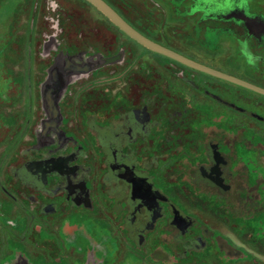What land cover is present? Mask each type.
<instances>
[{
    "label": "rangeland",
    "instance_id": "obj_1",
    "mask_svg": "<svg viewBox=\"0 0 264 264\" xmlns=\"http://www.w3.org/2000/svg\"><path fill=\"white\" fill-rule=\"evenodd\" d=\"M105 1L153 41L264 87V1L252 16L224 0ZM178 75L263 98L233 100L264 117V95L147 49L86 0H0V264H264V124L220 106L209 120ZM140 99L187 113L155 103L147 117ZM212 143L224 157L209 165Z\"/></svg>",
    "mask_w": 264,
    "mask_h": 264
},
{
    "label": "flooded vegetation",
    "instance_id": "obj_2",
    "mask_svg": "<svg viewBox=\"0 0 264 264\" xmlns=\"http://www.w3.org/2000/svg\"><path fill=\"white\" fill-rule=\"evenodd\" d=\"M255 1L256 0H252V2H251V0H224V5L229 10H233V9L234 10H238V8L240 6L242 8L243 12L246 14V16H252V13L250 14V12H249V9H251L250 3H252L254 5L256 3ZM260 1H264V0H260ZM263 9L264 8H262V5H261V7L258 9V13H253V16H256L257 14H260L262 11H263L262 13L264 14V10ZM249 27H250L249 29H251L252 31L256 30V27L254 25H249ZM258 35L261 36L260 43L264 42V32H261V33L259 32ZM123 49L124 48L122 47L120 49V51H123V52L119 53V60L121 61L119 63H121V64H122V61L125 58V56H124L125 55V52H124L125 50H123ZM179 53H181V52H179ZM170 60H172V59H170ZM172 61H174V60H172ZM174 62H176V61H174ZM176 63H178V62H176ZM117 64L118 63H116V62L114 63V65H117ZM99 65L100 66H98L95 70L102 69L103 67L107 66V64H104V65L103 64H99ZM181 65H183V64H181ZM183 66H185V65H183ZM185 67H187V66H185ZM187 68H189V67H187ZM95 70H93V71H95ZM73 71H78V70H73ZM195 71H197V70H195ZM197 72H200V71H197ZM200 73H203V72H200ZM203 74H205V73H203ZM140 75L141 76H139L138 73H134V74L131 75L133 78H135L134 80H136V81L139 78H141L140 81H138V82L139 83L141 82L142 84H139L138 82H137V84H133V82L131 81L133 86H134L135 91H139V89L142 91L143 88H145L147 90V93H150L151 92V89H150L151 88V84L154 82L152 79H148V78H151V75H143V74H140ZM206 75H208V74H206ZM208 76H210V75H208ZM178 77H179L178 79H175L174 81H172V85L175 84L174 85L175 87L181 88V90H185L186 92L190 91V92L196 93V92H200L201 91L203 93V95L205 96V98H208V99H201V100L205 101L206 103H209V105H210L209 113L211 115L209 117V120H211V121L214 120L215 121L217 119L216 110L220 106V107L226 108L227 110L234 111L237 114L243 116L244 118H246V122L257 121L259 123H263L264 124V117L261 116V114L254 113L253 111H250V110L246 109L245 107L239 105L238 103H236L233 100V99H241V100H247L248 101L249 99H263V98H257L255 96H246V95L242 96L238 92H236V93H238L239 95H235L236 97H233L234 90L232 88H225L224 86L219 85L217 81L206 80L203 83H201V82L197 83V82L192 81V80H186L185 77H181L179 75H178ZM211 77H213V76H211ZM144 78L145 79L147 78L146 80L149 81V83H151V84L148 83L147 85H145L144 81H143V80H145ZM146 80H145V82H147ZM60 82L62 83V81H60ZM164 84H166V83H164ZM170 85H171L170 82H168L167 86L170 87ZM201 87H202V90L200 89ZM93 93H94V91H93ZM191 99H195V98H191ZM170 100H172V99H169V100L168 99H166V100L165 99H158V100L157 99H152V101H149V99H140L138 104H137V107L144 109L145 112H146L147 117L151 116L152 108H150V106L151 105L153 106L155 103H156V105L157 104L159 105L158 107H167L169 112H170V110L171 111L173 110L172 113L174 115H177L178 117H181L182 115L187 113L186 109H185V111L182 110V106H181L180 102L178 103V102L170 101ZM102 102H105L104 99H102ZM201 102L200 101L199 102L195 101L196 104H200ZM258 104H259L258 105L259 108L262 109L264 107V101H260ZM183 107H184V105H183ZM213 111H214V113H213ZM130 113H131V115H133L131 120L132 119L136 120V118L138 117V114L136 112L134 113V111L132 109H131ZM100 128L101 127H98V129H100ZM243 132L245 134L247 133L248 135L250 134L249 128H247V127H243ZM210 145L212 146V148L210 149V152H209L210 154H207V157H206V158L210 157L209 160L207 159V161H208L207 163L209 165H210V162H211V164L213 162H214V164H216L219 159H222L224 157V150H222L221 148L219 149L217 147L216 143H212ZM189 228H191V225L186 226V231H189L190 230Z\"/></svg>",
    "mask_w": 264,
    "mask_h": 264
},
{
    "label": "water",
    "instance_id": "obj_3",
    "mask_svg": "<svg viewBox=\"0 0 264 264\" xmlns=\"http://www.w3.org/2000/svg\"><path fill=\"white\" fill-rule=\"evenodd\" d=\"M91 5H93L98 11H100L108 20H110L119 30H121L128 37L139 43L140 45L146 47L147 49L172 59L180 64H183L194 70L203 72L215 78H219L236 85L242 86L246 89L252 90L254 92L264 95V87L258 86L252 82L245 79L239 78L235 75L226 73L219 69L213 68L196 60H193L173 49H170L160 43L153 41L148 38L132 25H130L112 6H110L105 0H86Z\"/></svg>",
    "mask_w": 264,
    "mask_h": 264
},
{
    "label": "crops",
    "instance_id": "obj_4",
    "mask_svg": "<svg viewBox=\"0 0 264 264\" xmlns=\"http://www.w3.org/2000/svg\"><path fill=\"white\" fill-rule=\"evenodd\" d=\"M123 47V45L120 43L119 45H118V50L116 51V54H115V58L116 59H119V53H121V52H123V51H120V49ZM120 51V52H119ZM101 56V55H100ZM102 58H103V56H101ZM115 59H110L109 61H107L108 62V64H110V62H113V63H115ZM107 62H103V65L105 64V63H107ZM88 69H89V66H88ZM84 71H87V70H84ZM56 84H57V86H59V87H62L63 86V84L59 81V79L57 80L56 79Z\"/></svg>",
    "mask_w": 264,
    "mask_h": 264
}]
</instances>
